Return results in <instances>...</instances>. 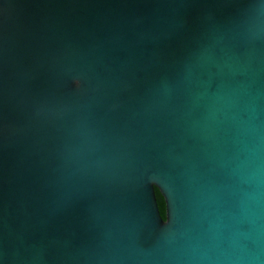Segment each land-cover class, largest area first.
I'll return each instance as SVG.
<instances>
[{"label":"water","instance_id":"water-1","mask_svg":"<svg viewBox=\"0 0 264 264\" xmlns=\"http://www.w3.org/2000/svg\"><path fill=\"white\" fill-rule=\"evenodd\" d=\"M0 264H264V0H0Z\"/></svg>","mask_w":264,"mask_h":264},{"label":"trees","instance_id":"trees-1","mask_svg":"<svg viewBox=\"0 0 264 264\" xmlns=\"http://www.w3.org/2000/svg\"><path fill=\"white\" fill-rule=\"evenodd\" d=\"M155 195L161 216L165 218V202L162 195L160 194L159 190L156 187H155Z\"/></svg>","mask_w":264,"mask_h":264}]
</instances>
